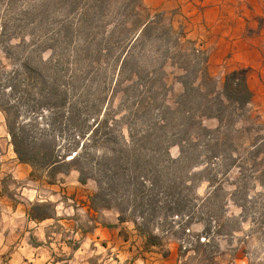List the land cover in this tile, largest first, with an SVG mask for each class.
<instances>
[{
    "label": "rangeland",
    "instance_id": "rangeland-1",
    "mask_svg": "<svg viewBox=\"0 0 264 264\" xmlns=\"http://www.w3.org/2000/svg\"><path fill=\"white\" fill-rule=\"evenodd\" d=\"M261 5V0H0V68L19 71L14 80L0 77V105L18 114L36 149H44L43 142L63 154L67 145L75 147L64 166L50 170L29 164L41 181L38 199L46 200L48 184H57L53 193L65 189V209L57 215L56 197L37 202L32 216L53 220L40 225L25 245L0 241V264H118L103 248L89 258L94 246L86 245L84 236L97 223L106 227L118 220L133 223L144 235L133 219L151 241L180 240L191 251V264H264V169L247 177L238 168L207 167L202 156L175 165L177 172L164 171L154 191L162 193L159 205H135L127 151L113 155L130 140L131 129L138 139L146 129L148 118L133 116L134 97L150 95L149 83L159 103L167 95L174 106L184 92L182 67H190L194 81L199 56L208 57V72L222 89L230 56L221 50L228 28L221 20L234 25L247 12L263 26L262 15L252 12ZM129 51H134L131 73L119 86ZM249 110L253 119L241 121L239 128L264 122V98L254 96ZM0 113L7 126L6 114ZM199 122L210 130L218 127L215 118ZM4 149L7 155L5 142L0 152ZM76 151L79 162H70ZM144 153H137L139 159ZM169 155L180 158V146H171ZM196 161L201 166L194 168ZM5 179V187L14 184Z\"/></svg>",
    "mask_w": 264,
    "mask_h": 264
},
{
    "label": "trees",
    "instance_id": "trees-1",
    "mask_svg": "<svg viewBox=\"0 0 264 264\" xmlns=\"http://www.w3.org/2000/svg\"><path fill=\"white\" fill-rule=\"evenodd\" d=\"M133 54L134 51H129L122 61L119 86L125 82V73H131L130 63ZM195 58L200 66L198 75L193 81L188 76L192 72L190 67L188 65L182 67L186 73L182 82L184 92L178 97L174 106L167 103V95H164V100L159 103L158 97L152 95L155 94L152 93L154 85L153 82L149 83L150 81L147 85V93L149 92L150 95L134 97L136 109H134L133 116L148 118L146 129L142 131V134L140 133L139 139L131 129L130 140H125L123 145L118 147L119 150L116 149L113 152V155L127 151L126 154L129 157L126 161L133 166V170L130 168V176L134 189L131 192L134 196L132 200L135 205H140L136 203L138 201H141V205H144L143 203L159 205L161 203L159 196L162 193L154 191L158 189L159 178L164 176V171L177 172L175 165L190 163L202 156L208 160L206 161L207 167L217 165L223 169L225 167L230 170L238 168L241 175L247 177L255 178L256 174L264 169V122L251 123L250 126L243 128L238 127L241 121L253 119L249 106L254 95L249 86L247 70L236 69L228 72L224 76L222 89L219 90L215 78L208 72V57L195 56ZM132 72L138 75L136 73L138 71H134V68ZM17 74L19 71L5 72L0 68V77L6 76L7 81L14 80ZM198 79L200 82L196 85ZM27 96L30 95L27 94ZM0 109L6 114L11 142L21 162L50 170L68 164L67 153L75 150L72 144L67 145L64 150L67 152L65 154L45 142L42 144L44 149H36L35 139L31 140L26 127L19 125L18 114L12 112L7 106L0 105ZM204 118L217 119L218 127L214 130L202 127L199 121ZM193 128L195 131L191 133ZM94 132L95 130L92 134ZM43 139L48 140V137L44 136ZM88 141L89 139L86 140ZM173 145H179L181 148V155L178 159H173L169 155V150ZM141 150H146V153L139 159L137 153ZM75 153L70 162H79L81 156L78 151ZM192 164L194 168L201 166V163L197 161ZM76 168L81 174V182L85 183L87 180L85 172L78 166ZM207 180L211 184L214 183L213 178H207ZM172 194L173 192H167V196ZM120 220L125 221L126 219L120 217ZM133 220L140 232L151 239L152 235L144 229L142 224L138 223L137 219Z\"/></svg>",
    "mask_w": 264,
    "mask_h": 264
},
{
    "label": "crops",
    "instance_id": "crops-1",
    "mask_svg": "<svg viewBox=\"0 0 264 264\" xmlns=\"http://www.w3.org/2000/svg\"><path fill=\"white\" fill-rule=\"evenodd\" d=\"M261 1L260 10L258 11L259 7H255L257 11L252 12L254 15L257 12L262 15L263 26L259 27L255 24L247 12L244 16H238L237 24L234 25L229 23L230 19L223 18L221 21L228 22V28L221 35L220 41L223 54L230 56V71L246 69L249 86L254 96L264 98V0ZM235 25L239 27L235 28ZM210 64V73L215 74L216 63L213 64L211 60ZM0 118V144L5 142V145H8L7 155H5L6 149L4 153L0 152V241L4 243L8 239H13L25 245L40 225L53 220H38L33 217V206L37 205V202L47 203L56 197L55 208L59 216L60 210L65 209L62 198L65 189H62V192L59 189L56 190L58 192L53 193L55 187H60L57 184H48L49 197H45L46 200L43 201L38 199L42 198L38 195V186L41 181L34 179V169L31 165L18 159L2 113ZM5 178H11L14 184L5 187ZM61 221L64 222V220ZM84 237L86 245L94 246L89 258L93 256V252L97 251V247L100 252L103 248L118 264L125 262L128 264H191L193 259L191 251L187 249L185 251L180 240L167 238L160 243L154 242L139 233L133 223H120L119 220L106 227L97 223L93 232L85 234ZM82 253H87V250ZM92 263L91 261L84 264Z\"/></svg>",
    "mask_w": 264,
    "mask_h": 264
}]
</instances>
